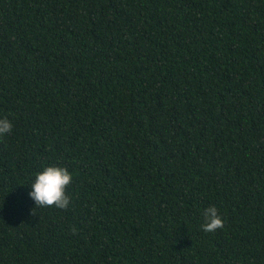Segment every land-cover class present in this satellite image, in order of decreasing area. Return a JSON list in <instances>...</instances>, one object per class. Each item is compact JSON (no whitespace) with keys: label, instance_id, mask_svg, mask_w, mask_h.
<instances>
[{"label":"trees","instance_id":"trees-1","mask_svg":"<svg viewBox=\"0 0 264 264\" xmlns=\"http://www.w3.org/2000/svg\"><path fill=\"white\" fill-rule=\"evenodd\" d=\"M5 117L0 264H264V0H0Z\"/></svg>","mask_w":264,"mask_h":264},{"label":"clouds","instance_id":"clouds-1","mask_svg":"<svg viewBox=\"0 0 264 264\" xmlns=\"http://www.w3.org/2000/svg\"><path fill=\"white\" fill-rule=\"evenodd\" d=\"M13 123L8 118L0 119V136L10 133ZM72 176L67 168L49 166L37 174L34 183L31 185L29 196L35 201L37 207L55 206L60 209H67L69 197L65 194L66 187L71 183ZM34 215V210L32 211ZM205 222L201 225L203 231L211 233L225 226V221L218 214L215 205L206 208L203 212ZM73 228L72 232L75 233Z\"/></svg>","mask_w":264,"mask_h":264}]
</instances>
